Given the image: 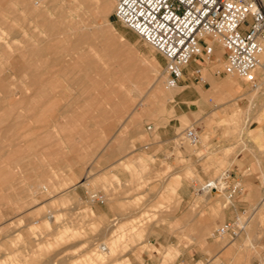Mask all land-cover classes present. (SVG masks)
<instances>
[{
    "label": "rangeland",
    "instance_id": "374dc122",
    "mask_svg": "<svg viewBox=\"0 0 264 264\" xmlns=\"http://www.w3.org/2000/svg\"><path fill=\"white\" fill-rule=\"evenodd\" d=\"M22 1L0 0V14L6 13L0 15V264L261 260L264 230L257 241L245 232L253 239L264 216L261 210L257 217L264 148L257 151L252 142L255 137L264 146V89L255 112L244 114L254 89L225 75L223 55H212L187 66L172 99L143 102L132 111L133 90L106 86V67L114 66L109 80H115L133 68L151 70L155 57L156 75L165 81L163 57L117 21L113 9L101 12L105 0H90L88 8L75 0H53L55 7L52 0H30L54 12L47 18L23 11ZM57 17L51 31L44 23ZM43 28L41 41L37 30ZM103 33L112 42H104ZM119 53L129 60L126 68L118 66ZM229 79L240 85L239 109L220 123L224 101L213 86ZM191 128L196 145L184 139ZM218 179L225 188L217 207L201 201L194 208L209 193L205 185ZM91 193L103 203H91ZM226 222H245L246 228L234 240L214 236ZM109 247L112 256L103 254ZM228 249L234 256H224Z\"/></svg>",
    "mask_w": 264,
    "mask_h": 264
},
{
    "label": "built area",
    "instance_id": "2783aa9c",
    "mask_svg": "<svg viewBox=\"0 0 264 264\" xmlns=\"http://www.w3.org/2000/svg\"><path fill=\"white\" fill-rule=\"evenodd\" d=\"M113 14L163 57L170 88L180 85L187 65L211 56L216 45L224 51L225 75L236 76L254 89L258 72L264 73V0H116ZM199 72L193 73L201 82ZM184 139L191 145L199 143L192 128L185 131ZM89 199L104 201L97 193ZM260 203L264 204V196ZM241 231L238 222H226L213 234L234 240ZM256 264H264V255Z\"/></svg>",
    "mask_w": 264,
    "mask_h": 264
},
{
    "label": "bare ground",
    "instance_id": "6f19581e",
    "mask_svg": "<svg viewBox=\"0 0 264 264\" xmlns=\"http://www.w3.org/2000/svg\"><path fill=\"white\" fill-rule=\"evenodd\" d=\"M38 2H39V0H37ZM43 1V0H42ZM41 1V2H42ZM53 1V0H52ZM74 1V0H73ZM75 1H77L79 4H83V5H85L86 6V8H88L89 7V2H90V0H75ZM74 1V3H76ZM34 2V1H33ZM38 2H34L35 4H36V6H37V4H38ZM41 2H39V3H41ZM22 3H24L23 4V11L25 10L27 13H29V15L30 14H32V16H38V17H43L42 15H44L45 17L47 16V17H51V15H53V13L51 14V11L48 9V7L46 8V7H41V8H34V3L32 4L31 3V1L30 0H24V1H22ZM52 3H54V1L52 2ZM51 5V4H50ZM115 5H116V0H105L104 2H103V5L101 6V8H100V11L101 12H103V13H107V12H110V11H112V9L114 10V8H115ZM35 6V7H36ZM45 6V5H44ZM53 6L55 7V3L53 4ZM53 6H52V9H53ZM39 7V6H38ZM82 7V6H81ZM10 8V7H9ZM16 8V7H15ZM11 9H13V7L12 8H10V10ZM17 9V8H16ZM81 9V8H80ZM9 10V9H8ZM53 10H55V9H53ZM57 10V9H56ZM86 10V9H85ZM1 11V10H0ZM2 11H4L3 9H2ZM13 11V10H12ZM56 13H57V11H55ZM73 12H75V11H73ZM2 13V12H1ZM8 13V12H7ZM11 13V12H10ZM14 13V12H13ZM20 13V12H19ZM24 13V12H23ZM62 13V12H61ZM2 14H4V15H6V13H5V11H4V13H2ZM2 14H0V15H2ZM75 14V13H74ZM8 15H9V13H8ZM7 15V16H8ZM20 15V14H19ZM55 15V14H54ZM60 15V14H59ZM62 15V14H61ZM64 15H66V14H64ZM70 16H72L71 14H69ZM68 15V16H69ZM22 16V15H21ZM28 16V15H27ZM67 16V17H68ZM69 16V17H70ZM37 17V18H38ZM46 17V18H47ZM53 17V16H52ZM4 18V17H3ZM22 18H24V17H22ZM36 18V17H35ZM36 18V19H37ZM62 18V17H61ZM2 19V18H1ZM40 19V18H39ZM27 20V19H26ZM46 20V19H45ZM55 21H51V20H49V21H47V22H45L44 24H46V25H49V27H50V30L51 31H53V30H55L56 28H57V25L56 24H58L60 21L58 20V17H57V19H54ZM28 21V20H27ZM34 21H36V20H34ZM37 21H38V19H37ZM41 21V20H40ZM42 21H44V18H42ZM62 22H63V24H64V21L62 20ZM66 22V21H65ZM37 23V22H36ZM41 23V22H40ZM29 25H30V23H28ZM37 25H38V23H37ZM42 25V24H41ZM45 25V26H46ZM62 25V24H61ZM31 26V25H30ZM29 26V27H30ZM36 26V25H35ZM44 26V27H45ZM29 27H28V29H29ZM49 27H47V28H49ZM58 27H59V25H58ZM70 27V26H69ZM89 27V26H88ZM38 28V26L37 27H35L34 29H37ZM62 28V27H61ZM33 29V30H34ZM73 29V28H72ZM74 29H75V27H74ZM73 29V30H74ZM49 30V29H48ZM59 30V29H58ZM69 30V29H68ZM35 31V30H34ZM57 31V30H56ZM75 31V30H74ZM98 32H100L99 30H98ZM91 33H93V32H91ZM96 33V32H95ZM4 34V33H3ZM37 34H38V38H40L41 39V37H45L47 34H46V31H44V28H43V30L42 29H40V30H37ZM50 34V33H49ZM55 34V33H54ZM63 34V33H62ZM69 34V33H68ZM94 34V33H93ZM24 35H26V33L24 34ZM30 35V34H29ZM56 35V34H55ZM96 35H98V34H96ZM2 36V35H1ZM27 36V35H26ZM31 36H33L32 34H31ZM52 36V35H51ZM63 36V35H62ZM53 37H54V35H53ZM57 37H58V35H57ZM66 37V36H65ZM76 37V36H75ZM25 38V40H26V37H24ZM34 38V37H33ZM42 38V39H43ZM42 39H41V41H42ZM57 39V38H56ZM76 39V38H75ZM94 39H95V37H94ZM29 40H31V39H29ZM39 40V39H38ZM52 40V39H51ZM53 40H54V38H53ZM96 40V39H95ZM103 40H104V42H106V41H108V40H110L108 37H106L105 35H104V33H103ZM24 41V40H23ZM32 41V40H31ZM35 41H37L36 39H35ZM34 41V42H35ZM40 40L39 41H37V42H41ZM44 41V40H43ZM59 41V40H58ZM63 41V40H62ZM79 41V40H78ZM111 41V40H110ZM22 42V41H21ZM20 42V43H21ZM33 42V41H32ZM36 42V43H37ZM48 42H49V40H48ZM57 42V41H56ZM61 42V41H60ZM103 42V41H102ZM112 42V41H111ZM24 44L26 43L25 41L23 42ZM47 43V42H46ZM46 43H45V45H46ZM23 44V45H24ZM31 44V43H30ZM51 44V43H50ZM55 44V43H54ZM34 45H35V43H34ZM49 45V44H48ZM58 45H60V44H58ZM36 46V45H35ZM53 46V45H52ZM91 46V45H90ZM89 46V47H90ZM100 46V45H99ZM23 47H25V46H23ZM55 47V46H54ZM57 47V46H56ZM74 47V46H73ZM221 47V46H220ZM36 48V47H35ZM46 48V47H45ZM53 48V47H52ZM59 48V47H58ZM105 48V44H103L102 43V49L103 50H105L104 49ZM12 49V48H11ZM24 49V48H23ZM101 49V50H102ZM46 51H47V49H45ZM11 50L9 49V52H10ZM37 51V50H36ZM45 51V52H46ZM8 52V53H9ZM27 52V51H26ZM60 52V51H59ZM70 52H71V49H70ZM73 52H75V50L73 51ZM99 52V51H98ZM216 50L214 49V52H213V54L212 55H214L218 60H220V57L223 55V49H222V47H221V49H220V51L219 52H216ZM13 53V52H12ZM40 53V52H39ZM49 53V52H48ZM68 53H69V51H68ZM72 53V52H71ZM86 53H87V51H86ZM215 53V54H214ZM26 54V53H25ZM89 54V53H88ZM88 54H86L87 56H88ZM96 54H98V53H96ZM41 55V54H40ZM69 55V54H68ZM211 55V56H212ZM29 56V55H28ZM92 56V55H91ZM44 57V56H43ZM62 57V56H61ZM74 58V57H73ZM118 60H119V62H118V66L119 67H121V68H126L127 67V65L129 64V60L123 55V54H121V53H119V55H118ZM67 60V59H66ZM72 60V59H71ZM41 62H42V59H41ZM151 62L153 63V68L151 69V70H147V69H144V68H133V69H130V70H128V71H123L122 72V75H118L116 78H115V80H114V76L109 80V74L110 73H113L114 72V66H108V67H106V76H105V79H104V83L106 84V86H109L110 87V89L111 90H114L115 88H119V89H123L124 90V92L126 93V94H128L129 93V90L130 89H132L133 91H132V93L133 94H128L129 95V100H130V102L133 104L132 106V108L130 109V110H135V108H136V106H138V105H141L143 102H146V103H153V101L155 102V101H157V103L158 102H160V101H162V99H164V97H166L167 99H172L173 98V96L175 95V93L177 92V90L178 89H181L182 87H179V86H177V87H174V88H170V87H168V85H167V82H166V79H165V81L163 80V81H161L159 78H158V76L156 75V69H155V67H156V65H158V62L156 61V59H155V57L154 58H152V60H151ZM27 63V62H26ZM57 63V62H56ZM61 62L59 61V64H60ZM74 65V64H73ZM72 65V66H73ZM56 66V65H55ZM54 66V67H55ZM105 66H107L106 64H105ZM187 66H189V65H187ZM187 68V67H186ZM125 70V69H124ZM9 71V70H8ZM6 73V72H5ZM108 74V75H107ZM8 75V74H7ZM10 76V75H9ZM120 76V77H119ZM228 76H233V75H228ZM236 77V76H235ZM258 77H259V83H258V85H257V87L256 88H254V91L251 93V94H249V105H248V109L244 112V114H251V112H253L255 109H256V107H257V101L262 97V90L264 89V73L263 72H258ZM11 78V77H10ZM39 78H41V77H39ZM161 78V77H160ZM238 78V77H237ZM13 80V79H12ZM15 80V79H14ZM24 80V79H23ZM19 81V80H18ZM213 81H214V79H213ZM93 82V81H92ZM22 83V82H21ZM239 89H240V85H239V83L236 81V79H229V80H226V81H224V82H222L221 84H220V86H217V84L216 85H214L213 86V92H214V94H216L217 95V97H218V99H221L220 101H224V102H222L223 103V108L219 111V113L222 115V119H221V121H220V123H224L226 120H227V117H228V115L229 114H231V115H236V114H234V113H238V109H239V107L237 106V103L235 102V101H238V99H237V97L235 98V93L237 92L238 93V91H239ZM149 92V91H151V95H150V97L149 96H146V92ZM164 91H166V93H165V95L163 96V92ZM114 92H115V90H114ZM243 95V94H242ZM260 105V104H259ZM246 107V106H245ZM242 109V108H241ZM144 111V110H143ZM255 112V111H254ZM142 113H144V112H142ZM241 113V112H240ZM249 117V116H248ZM250 118V117H249ZM252 142H253V144L255 145L254 147L256 148V150L257 151H261L263 148H264V146L262 145V143H260L259 141H258V139L257 138H255V137H252ZM252 142H250V143H252ZM264 144V143H263ZM252 146V145H251ZM250 148V147H249ZM249 150H251V149H249ZM255 150V151H256ZM255 153V152H254ZM256 154V153H255ZM257 162L259 163V160H257ZM179 176H176L175 177V182H176V184H178L179 182H180V179L178 178ZM223 180V179H222ZM205 188H206V192H209L208 194H206L205 196H201V198L199 197L197 200H196V203H195V205H194V208H196V205L198 206V204L202 201V202H204L205 204H207V205H214L215 204V206H213V209H215V207H217L216 206V204L218 203V199H219V197H220V195H222V194H224V188H225V184H223L222 182H221V180L220 179H218V180H214V181H210V182H208L206 185H205ZM223 202V201H222ZM203 203V204H204ZM204 204V205H205ZM225 206H226V204L225 205H223L222 206V208L220 209V213H221V211L225 208ZM40 207H42V206H40ZM193 208V209H194ZM264 211V204H261V203H259V206H258V212H257V217H258V213L260 212V211ZM223 212V211H222ZM216 214V213H215ZM243 223V224H242ZM242 223H239V225L242 227V230H243V228L245 229L246 228V225H245V222H242ZM47 227H49V226H51V224L50 223H47V224H45ZM264 230V216H259V223L257 224V226H256V228H255V230H254V238L253 239H250V236H249V231H246L245 232V236H246V238L249 240V241H252V240H255V241H257V240H259V237H260V235H261V233H262V231ZM264 232V231H263ZM258 234H260L259 236H258ZM220 238H224V237H220ZM114 243V242H113ZM112 248H106V249H103V254L104 255H111L112 256ZM234 256V252H233V250L232 249H228V250H226V251H224V256L226 257V258H229L230 256ZM126 259V258H125ZM126 261V260H125ZM116 264V263H115ZM124 264H130L129 262H128V260L124 263Z\"/></svg>",
    "mask_w": 264,
    "mask_h": 264
}]
</instances>
